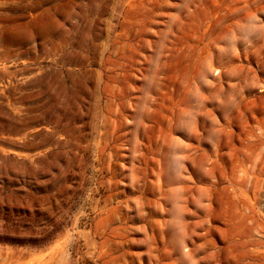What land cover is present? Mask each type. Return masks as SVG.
I'll use <instances>...</instances> for the list:
<instances>
[{"label":"rangeland","instance_id":"1","mask_svg":"<svg viewBox=\"0 0 264 264\" xmlns=\"http://www.w3.org/2000/svg\"><path fill=\"white\" fill-rule=\"evenodd\" d=\"M0 264H264V0H0Z\"/></svg>","mask_w":264,"mask_h":264}]
</instances>
